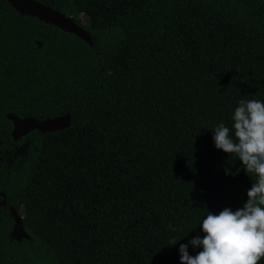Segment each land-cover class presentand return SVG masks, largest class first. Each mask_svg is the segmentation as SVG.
Here are the masks:
<instances>
[{"label":"trees","instance_id":"16d2710c","mask_svg":"<svg viewBox=\"0 0 264 264\" xmlns=\"http://www.w3.org/2000/svg\"><path fill=\"white\" fill-rule=\"evenodd\" d=\"M36 1L90 42L0 0V264L195 256L208 212L241 208L256 179L213 129L264 102V0ZM8 113L71 125L14 141Z\"/></svg>","mask_w":264,"mask_h":264},{"label":"clouds","instance_id":"9594fccd","mask_svg":"<svg viewBox=\"0 0 264 264\" xmlns=\"http://www.w3.org/2000/svg\"><path fill=\"white\" fill-rule=\"evenodd\" d=\"M232 121L231 128L220 123L213 129L215 147L237 156L256 179L241 208L208 212L201 223L203 237L189 241L202 251L191 256L188 245L181 244L180 264H260L264 259V102L241 99ZM176 244L175 238L169 240Z\"/></svg>","mask_w":264,"mask_h":264},{"label":"water","instance_id":"95a60500","mask_svg":"<svg viewBox=\"0 0 264 264\" xmlns=\"http://www.w3.org/2000/svg\"><path fill=\"white\" fill-rule=\"evenodd\" d=\"M10 4L21 14L33 16L47 24L54 25L62 31L72 33L85 41L90 42V34L82 26L77 24L72 18L65 16L61 12L50 8L36 0H8ZM41 47V43H39ZM7 118L13 124L11 132L14 141L27 136L31 132L37 130L43 134L49 132L62 131L70 127L71 115L67 113L64 116L47 118L38 120L35 117L20 118L13 113H8ZM5 198L0 206L5 205ZM11 214L15 220L14 233L19 239L29 238V235L24 229L22 217L18 214L15 208H11Z\"/></svg>","mask_w":264,"mask_h":264},{"label":"rangeland","instance_id":"374dc122","mask_svg":"<svg viewBox=\"0 0 264 264\" xmlns=\"http://www.w3.org/2000/svg\"><path fill=\"white\" fill-rule=\"evenodd\" d=\"M83 23H84L85 25H88V21H87L86 19H83Z\"/></svg>","mask_w":264,"mask_h":264}]
</instances>
